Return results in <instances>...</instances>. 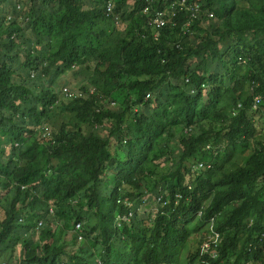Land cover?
Instances as JSON below:
<instances>
[{"label":"trees","instance_id":"obj_1","mask_svg":"<svg viewBox=\"0 0 264 264\" xmlns=\"http://www.w3.org/2000/svg\"><path fill=\"white\" fill-rule=\"evenodd\" d=\"M174 1L0 0V264H264V0Z\"/></svg>","mask_w":264,"mask_h":264},{"label":"built area","instance_id":"obj_2","mask_svg":"<svg viewBox=\"0 0 264 264\" xmlns=\"http://www.w3.org/2000/svg\"><path fill=\"white\" fill-rule=\"evenodd\" d=\"M108 4H107V11L108 13L110 14L113 9L115 8L116 6V0H107ZM186 0H181V1H174L173 4H172V8L173 6L175 5H178L180 4L181 5V9L183 10V7L185 6L186 4ZM188 10L190 11L191 13V16L192 18H197L201 12V6L199 4H194V5H191V6H188ZM148 12H150V7H146L144 10H143V13L144 14H148ZM166 15L167 13H165L164 11H160V10H157L155 11V16L153 17V19L150 21V24L152 26H155L157 28H160L162 26L165 25L166 23ZM176 13L173 12L172 13V16H175ZM210 17L213 16V14H210L209 15ZM117 22H119V17L116 18ZM64 92L66 93L67 96H70L71 93L65 88L64 89ZM263 101V99L259 96L255 97V100H254V104H253V109H258L260 106H261V102ZM239 107H241V105L239 104ZM201 167L203 166L202 164L200 165ZM123 220H127V218H122ZM77 228H81V225H77ZM81 239V237H80ZM215 242L218 241V235H216V238L214 240ZM210 248V244L208 243L206 246H205V251Z\"/></svg>","mask_w":264,"mask_h":264},{"label":"rangeland","instance_id":"obj_3","mask_svg":"<svg viewBox=\"0 0 264 264\" xmlns=\"http://www.w3.org/2000/svg\"><path fill=\"white\" fill-rule=\"evenodd\" d=\"M9 19H10V14H7ZM27 32V30H26ZM242 72H245L244 70ZM79 83H82V81H80V79L78 78V76L75 74H71V73H67L65 75H63L60 79H59V82L58 84L55 86V89L56 90H59L61 86H64V85H70V87H75V85H80ZM75 90H78V88H74ZM263 99H264V96H263ZM257 120V119H256ZM259 129H260V132L261 134L263 135L262 137H264V119L263 120H260L259 121ZM247 156V155H246ZM246 156L244 157H240V156H236L233 161L234 162H240V161H243V158H246ZM143 209V208H142ZM145 228H148L147 224L144 225Z\"/></svg>","mask_w":264,"mask_h":264},{"label":"clouds","instance_id":"obj_4","mask_svg":"<svg viewBox=\"0 0 264 264\" xmlns=\"http://www.w3.org/2000/svg\"><path fill=\"white\" fill-rule=\"evenodd\" d=\"M212 17H213V16H212ZM212 17H211V18H212ZM76 93H77V92H76ZM79 224H80L81 227H82V224H81V223H77L76 226H75V229H76L77 231L81 229V228H77V225H79ZM80 237H81V236H80ZM80 237H79V240H82V237H81V239H80Z\"/></svg>","mask_w":264,"mask_h":264}]
</instances>
